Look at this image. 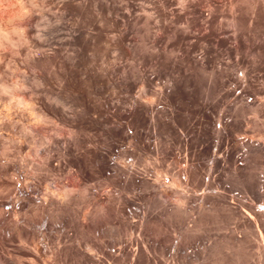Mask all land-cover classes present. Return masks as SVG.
<instances>
[{
	"label": "bare ground",
	"instance_id": "1",
	"mask_svg": "<svg viewBox=\"0 0 264 264\" xmlns=\"http://www.w3.org/2000/svg\"><path fill=\"white\" fill-rule=\"evenodd\" d=\"M66 1L65 0L62 1L65 3V5L63 6L64 9H70V10L73 9L74 10V8L75 9L79 8L78 7L79 5L78 6L75 5L76 2L80 3V5H81L80 7H83V5L85 6L84 3L81 4L85 0L84 1L82 0V2H80L81 0L80 1L76 0V2L74 0H68V2H66ZM91 1H93V0H91ZM94 1H96V0H94ZM100 1H102V2H100ZM100 1H98V3H101V4L103 3L102 4L103 7H101L100 12L98 11L100 8L98 9L96 7L98 10L96 8H94V10L99 12V14L97 13L98 15H100L102 13L101 12L102 10H106V11L108 10L109 11L110 7L112 8V6L110 5L112 2L114 4L113 7H115L117 4L116 3L117 0H116V2L114 0H100ZM124 1L126 2L127 0H124ZM177 1L178 0H176V3H177ZM192 1L190 0V2H189V0H188V1H186L187 3H184V4H182L180 6H176V7L174 6L175 0H151V1L149 0V2H148L149 4L148 5L142 4V7L140 6V4L138 5L140 7H137L134 4L135 2H132L137 7V9L140 10V8H141V10L139 12L140 14L136 13L137 15L134 14L135 15L134 18H133V16L131 17V18H133L132 21L135 23L134 27L137 26L136 24L141 25V27H139V25L137 27L140 28V30H142L145 33V35L141 34V35H143L142 38H145V39H143V41H141L142 45H140L138 42H137V45H140L141 47H143V45L145 43H146L145 46H147L148 43L150 44V42H151V45L153 44L152 46H154V43L156 41L158 42V39H159V37H158L159 34H157V31H159L160 29H163V28L164 29L166 28V30L169 28L172 29L173 32H171L170 29L167 32L168 35L173 33L172 35H170L171 36L170 42H172L173 40L175 42L176 39H174L173 37H176L179 40H181V43L184 42V40L186 41V39L189 40V39L195 38V37H197L198 40L205 38V36H200L202 34L197 35L201 31V29H199L200 31L197 30V31H199L198 33L194 30L196 32V34L194 33V35L192 34L194 31H192L190 33V30H193L191 28V26H193V25H191V24L194 23V26H195V24L196 25L198 24L199 26H201L200 28H202L203 24H201V20L203 22H204V20H207L206 18H208V15L211 12L206 14L205 9H204V13L207 16V17H205V14L201 11V9H202V6H201L200 9L199 8L197 9L198 18L194 17V16H196L195 15L196 13L193 15V13L196 12L195 9H194V12L191 13L194 18L192 16H189L188 13L185 11V9L187 6H189L188 8L189 9L191 8V11H192V8L195 7V4H196V3H194L195 0L193 1V3H192ZM197 1H199V0H197ZM201 1H200V3H202ZM125 2H123L124 5H125ZM183 2L184 1L182 0V3ZM87 3H89V0L87 1ZM93 3L95 4L97 2H93ZM98 3H97V5H98ZM129 3H130V1H129ZM200 3H197L198 7H199ZM58 4L60 5V3H58ZM126 4L128 5V1ZM59 5H57V6L59 7ZM117 5H120L121 9H122V6H123L122 4H117ZM134 5H133V7L128 5L130 7L129 9L131 10L132 8H134ZM217 5H219V4L217 3ZM47 6H46L45 2L43 3V2H41V0H0V264H81L82 263L81 260H83L82 257L85 258V256L88 254H89V256H91V254L89 252L92 250V249L90 250L87 247L86 244H88V243H84V240L87 241L89 239L88 241L90 242L91 238L92 239L95 238L96 239L95 241H97L98 240L97 238H99L98 236H100V235L102 236V234H104L108 229L112 230V231L110 230V233L113 232L112 233L113 235L110 234L113 236V240L111 239L112 242H110V245L112 243V246H114L115 249L121 250V252L123 250V252L125 253V254L120 256L119 253L117 254V252L115 251L116 256L118 255L120 257V260L122 261L121 264H125V263H123L125 258H126V264H156V263H154L155 262L154 259L157 256H159L160 258L165 257L164 251H166L169 248L167 246L168 244L166 245L165 242H163L166 239L162 241L159 238L155 239V240H154V238H150V239H153L155 243H153V244L149 243L145 239L141 238V237H143V235L144 236L146 235V237H144L146 239L149 236V235L147 236L148 232L145 231V228L147 227L145 224L144 225L146 227L143 229V227L140 226L141 224L135 225V223L133 224L132 222L128 223L126 218L122 217V214H126L132 208L134 209L135 204H137V203H138V205L140 203L142 204V202H141L142 199L143 200L147 199L146 201L152 202V205L154 203H156L157 205L154 204L153 205L154 207H156V206L159 207V205H160V207H163L161 211L156 212V213H153L154 211L150 208L153 212H151V210H150V212L152 214L150 213V215H149V213H148V219L150 221H152L150 223H152L153 225H156V227H154V228H156L154 234H159V236H160L163 232H165V230L167 231V229L169 227L168 223L170 222V220H173V222L172 221L171 222L174 224L176 222L174 220H178L180 218L182 219V217L184 218L183 219L184 222L180 219L181 221L178 220L179 223L177 222L178 225L175 223L176 228H179V224L181 225L182 223H184L183 229H182L183 232L181 230L182 234L179 232L178 229L173 227L175 225L170 226V227H171V229L175 228L177 231L174 229L173 230L176 232H179L181 234V235H179L181 237L180 242H181V240H183V243H184L183 245H185V244L187 245V247H185V249L188 248L189 242H191V243H189L191 245L194 244L193 243L194 241H191V240H196L198 238H201V237H199V236H201L200 233H203L206 230H207L206 233L208 231H210L209 229H211L212 224L214 226H216L219 231H215L216 233L214 232V234L210 233L211 244L209 245V247L203 243L204 247H205V245L207 246L205 248H209L208 254H207V251L204 253H206V256L208 255V257H207L208 261L207 262H211L210 264H264V236L259 234L260 233L259 228L262 229V231L264 233V210L262 209L263 211L254 213V217H253L249 214V212H246L242 208V205H240L234 201H230L225 194L217 193V192L215 193L213 191L204 192L206 190H204L203 193H198V192H195V190H194L196 188V186H198V184L201 183L202 180H200V179H206L210 189H216L219 186V185L217 186V183H220V182L216 183V180H217L216 173H217V170H219L217 168L220 167L223 162H219L220 156H219L218 152H217V155L219 156V158L215 157L216 150L214 151L215 155L212 158V162H210L211 163L210 167L207 165L208 168L205 170V171H207L206 176L202 175L204 178H200V176H198V172L202 173V171H203V168H201L202 163L199 164L200 165V167H199V165H197L196 163H190L189 164L188 162H186V164L187 163L189 164V166H187V168H185V166L178 167L177 165L179 163L177 162L178 164L176 163V166L178 168L176 167V169H174L175 166H172L173 169H171L172 167L170 168L171 169L170 170V172H171L170 177L169 176H167V177L162 176L163 175L162 173L165 172V171L163 172L164 167H165L164 166L165 163L163 161H156V160L148 157L147 152H142V149L144 148L143 146H145V145H144V143L141 142L142 141L141 140L142 137L140 138L141 134L138 135L139 132L137 134H135L136 131H134V130H133V132H129V130L132 131V129L129 128L128 133H130V135L132 137V138L130 137L132 139L131 141L136 143L137 146L139 144V146H138L139 148L140 147H143V148H141V152L139 151L140 149L137 152L135 151L136 153L124 152L123 158H126V162L123 164L119 163L120 161L116 162V163L111 162V163H114V166L116 165L115 166V167H117L116 170H119V171H116V172H119L118 173L119 176H117V177L118 178L120 177L119 178L120 180H122V178H123V180L121 181L122 183L119 181V179L113 178L114 176L111 174V171L108 169V168L111 169L112 167L106 168L105 166L107 164L103 165L108 160L107 159L106 161H104V163L102 162L104 160V157L106 156L105 153H104L103 157L100 155L102 157V160H100L98 157L99 154L96 151L97 149L95 150V147H93L89 143L86 142L89 147L92 146L91 149H88L90 152H92V153H90V155L91 154L93 155V156L91 155V158L93 157L92 161L90 160L91 158L89 159V161L87 159L84 160L85 157L83 155H82V158L84 157V159H83L84 161H82V159H80L81 158L80 154H78V155H80L79 156L80 158L78 157L77 153L80 152V150H79L80 148L79 149H76V148H78L77 146L81 145V143H85L84 142L85 139L82 137V135H80V133H77V132H80V130L83 128L86 129V127H88V126H85L83 128L78 126V122L84 118H83L82 114H80L79 112L76 111L75 105H77V106L78 105H83V106L85 105L88 108V104H87L88 100H86L87 98H85L86 97L84 95L85 93L83 92V90H82V88H81V86L78 83V80L76 78V76H77L76 75V68L78 67L79 62H80V64H82V62L85 58L81 59L83 56H81V51L79 49L80 47H82V46H80V43H79V45L73 44V46L75 45L74 47H79V48H77L79 50H75L74 47L72 46L73 50H75V51H71L72 48H70L71 44L74 43L73 39H76L75 37L78 34V33L76 34V32H77L76 27L77 26L73 27L74 29L76 28L75 29L76 32H75L73 30V28H72L73 31L70 29L72 24L70 25V28L67 25L71 31L69 33V31H68L69 29L67 28L66 30L70 34V38L72 39V37H73L72 40L70 39L71 43L69 41V37L66 38L69 42H67L65 40L64 32H66L65 36H67V35L69 36L67 31H65V29H62V31L64 30V32H62L60 29V27L63 26V24H65V23H63L62 19L67 18L65 16L66 15L65 11H68V10H65V11L62 10L63 8L61 6H60L61 8H59V9L57 7L58 10L53 9V8H51V9L46 8ZM52 6H54V5H52ZM55 6H56V4H55ZM55 6H54V8H56ZM120 6L119 7L116 6L115 8H120ZM85 7H87V4ZM88 7H90V6H88ZM216 7L218 8V6H216ZM115 8H114V10H112V9L111 10L115 11ZM123 8L126 9L125 6ZM188 8L186 10H188ZM81 9L85 10L84 7ZM88 9H87V13H88ZM117 10H119V9H117ZM122 10H123V14H124L123 16H125V18H127V21H128L129 20L128 18L131 15H129L128 14L129 12L127 13L124 9H122ZM130 10H128V11H130ZM238 10H239V8H238ZM110 11H109V13H110ZM119 11H121V10H119ZM124 11L127 14H125ZM131 11L134 13L136 11V9L134 11L133 10H131ZM213 11H212V14H210L209 16L214 15ZM235 11L233 12V15L231 14V18L233 19V23L236 26V25H239L240 22L242 24V21L240 18L242 16H240V17L237 16L239 14L235 13ZM81 12H82V10H81ZM239 12H242V11L240 10ZM70 13H71V11H70ZM109 13H108V15H109ZM216 14H217V12H216ZM235 14H237V15H235ZM102 16L103 15L101 14V17ZM116 16H118V14ZM123 16H120V18H122L123 20H126L123 18ZM214 16H216V15H214ZM101 17H99V18L101 19ZM87 18H88V14H87ZM87 18L85 21H87ZM244 18H242V19H244ZM103 19H107V18L103 17ZM103 19L100 20L99 24L102 22V25H104L103 23H105L107 20L103 21ZM117 19H118V17H117ZM199 19H201L199 22L201 25L199 23H195V20L199 21ZM214 19H215V17H214ZM208 20H209V18H208ZM215 20H214V23L216 22ZM89 21H90V19H89ZM132 21H131V23H132ZM207 21L204 22L205 25H206ZM59 22H61L60 23L61 25L59 24ZM64 22H66V21H64ZM69 22H68V24H69ZM123 23L124 22H122V24ZM177 23H184L185 28L189 27L191 29L188 32L184 28H182V30L184 29L185 32H184V30H183V32H179L177 29H175L176 27L179 29V26H177L178 25ZM245 23H246V21H245ZM89 24H90V22H89ZM213 24H211L212 28L214 26ZM216 24H217V22H216ZM112 25L114 26V24H112ZM132 25H133V23H132ZM198 25H197V27L199 28ZM207 25L210 26L209 23ZM67 26H65V27H67ZM129 26L133 28V26H131V25H129ZM216 27L219 28V25H216L214 27L215 30L217 29ZM82 28L80 26V28H78L79 31ZM127 28H128V26H127ZM83 29H85V31H86V28H83ZM214 29H212L211 31H212V33L214 32L217 35V37H215L216 36L215 34L212 35L213 38L215 37V40L212 39V37L210 36L211 33L208 32L209 35H208V33H207V35L210 36V38H211L210 40L213 41V44L215 45V47L216 46L219 47L220 44L225 43V39L222 38L223 34H221V32L223 31L222 30L223 27H222V29L220 27L221 30L219 29V31H221L220 35H222V37H220V35L218 36V33H219V31L217 33L218 29L216 30V32L214 31ZM58 30H60L61 32L57 33ZM119 30H121L122 31L121 34L124 35L123 31H125L126 28L124 30H122V29H119ZM129 30L130 29H127L126 34L128 33ZM137 30H139V29H137ZM85 31H83V32H85ZM88 31H91V30H88ZM142 31H140L138 33V36ZM91 32H93V31H91ZM94 32H95V30H94ZM98 32L99 31H97V35H98ZM111 32H112V30H111ZM160 32H161V30H160ZM61 33L63 36L62 35H59V36L63 37L64 42L61 40L62 38H60V40L57 41L55 39L56 36L53 37L54 34L56 35V34H61ZM79 33H81V31ZM86 33H87V35L90 34L88 32H85V34ZM200 33H202V32H200ZM105 34H106V32H105ZM190 34H192V35H190ZM83 35H81V36H83ZM113 35H116V34H113ZM119 35H118V37H119ZM168 35L166 37H168ZM203 35H204V33H203ZM91 36H95V33L93 35L91 34ZM226 36H227V34H226ZM234 36L235 35H233V34H232V36L230 35V38H231L230 40H232V38ZM160 37H161V35H160ZM227 37L229 38V35ZM52 38H54L57 42L61 41L60 45H58V44H56V41L54 40L55 41L54 43L56 45H58V47H60L62 43H65L66 46H64L62 44L64 47L61 46L59 49L55 44L52 43L53 42ZM99 38L102 39L101 36ZM119 38H122V37H119ZM128 38H129V36H128ZM170 38L168 37L167 42H169ZM208 38L209 37H207L206 40ZM235 38H238V37L236 36L233 39H235ZM51 39H52V42H50ZM88 39H89V36H88ZM92 39H93V37H91V41H96V39H93V40ZM101 39H99V40H101ZM139 39H140V36H139ZM114 40H113V42H114ZM148 40L150 42H148ZM116 41L119 42L118 40H116ZM196 41L197 40H195V41L193 40L191 42L189 41L190 42V43L188 42L189 45L185 44L183 46L184 47L190 46V50H191L192 48L197 47ZM204 41H203V43H204ZM229 41H228V44L232 43V42L234 43V41H230V42ZM49 42L51 43V45L53 44L54 46L51 48H47V46L50 45ZM78 42H80V41H78ZM84 42H85V39H84ZM96 42H95V44H96ZM117 42L114 43L116 45L114 48V51L117 50V53H118V50H120L121 46H120V44H116ZM139 42H140V40H139ZM143 42H145V43L143 44ZM167 42H166V44H167ZM186 42H184V43H186ZM75 43H77V42L75 41ZM81 43L83 44V42H81ZM88 43H89V40H88ZM90 43L92 44V46L93 45L95 46V44H93V42H90ZM125 43L126 42H124V44ZM133 43L134 42H131L130 45ZM67 44L70 45V46L68 45L70 49H67L68 48ZM127 44H129V41ZM207 44H209V43H207ZM87 45L89 46V44H87ZM130 45H126V46L129 47ZM137 45L135 44L134 46L136 48H138L137 50H139L140 46L137 47ZM201 45H202V42H201ZM210 45H211V43H210ZM210 45H208L210 48V49H208L209 51L211 50V47H213V46L210 47ZM132 46L133 45H131V49L133 48ZM150 46L148 45L146 48H148ZM162 46L160 48L164 49L165 53L167 51L171 53V50L174 49L175 43L172 44V46H173V48L171 47L172 49H170V48L165 49V48H162ZM221 46L222 45H220V47ZM237 46L239 49V45H237ZM155 47H156V44H155ZM176 47H178V46H176ZM198 47H200V46H198ZM204 47L205 46L203 44L202 48H204ZM215 47H213V48H215ZM220 47H219V49H220ZM230 47H231V44H230ZM234 47H235V45H234ZM234 47H232V48L236 49ZM61 48H64L65 50H63ZM85 48H87V47H85ZM89 48H90V46H89ZM156 48H158V46ZM153 49H154L153 47L149 48V50L153 51V56H154V61H155V59L157 58L156 57L157 49L156 50L154 49L155 52ZM161 49H159L160 50L159 52L162 51ZM180 49H182V48L180 47ZM216 49H218V48H216ZM216 49H214V50H216ZM221 49H223V48H221ZM238 49L236 51H238ZM66 50H70L71 53H70V51L68 52ZM142 50H144V49L142 48ZM142 50H140L141 52L135 51V53L140 52L141 55H143L144 53L146 54V52L148 51V49H147V51L145 49L146 52L143 51L144 52L143 53ZM174 50H177V49L175 48ZM198 50L195 49L194 52L195 51L199 52ZM203 50H205V48ZM111 51H113V50H111ZM123 51L124 50H121L119 52H122L121 54H124L125 52H123ZM202 51H201V55H200V52L198 53V55H195V54L191 55L190 51L188 49H186V52L183 51L184 53L182 52L181 55H180V53H178L179 55L177 54V57L174 56L172 58V55H170L171 57L167 56L168 57V63L166 60V64H168L171 69L168 68V65H166V64H163V65H165V67L167 66L166 68H168L170 70L171 75H174V76H170L171 78L169 77L168 80H173L172 85H174V86H177V85L179 86L181 84V83H179L181 81L178 80V79H180L179 78L180 76L177 79V75L175 77V74L173 73V72H175V71H173V69H176V68H173L175 66H173V67L171 66L174 63V61H177L176 63L181 64V66H183L185 64V66H188V68H191L192 67L191 65H194L193 67H195L196 70L198 69V72L196 71L195 73H201V72L203 73L204 72L202 75H204L205 80L203 79V80H201V82L206 81L208 76H209V78L207 79V81L208 82L210 81L209 83H206L207 87L205 86V83H203L204 85L202 87L203 88L205 87V89H204L205 93L203 94V90H202L201 93L198 92V95L203 94V95H205L206 98L212 99V101H214L213 95H215L216 93H218L220 95L224 94L223 97L224 96L229 97L230 95H228V94L230 92H231L230 94H232L233 92H236V90H237L236 88H238V86L240 87V85H241L240 83L241 82L244 83V81H242V80L239 81V79H240L239 77H238L239 79L238 78H235V79L236 80L238 79L236 82L239 81L240 83L233 82L235 80L234 76H232L233 81H229V79L231 80V78H229V77L233 74L232 72L234 71L230 67L231 66L232 67L239 66V64L233 66L232 62H229L231 64V66H230V64H227L226 60H225L226 61L225 63H224V61L220 62L223 58V57L222 58L220 57V58H218V59H221V60H219V62H220V69H219V65L217 64L218 60H216V56H217V53H219V50H216V52L217 51L218 52L217 53L214 52L212 54V56H214V54L216 53L214 56L215 59H212V60L217 62L215 64H217L218 67H217V71L215 70L216 67L213 70L214 64L212 65V69L210 66L212 63L211 58H213V57L209 58V56H211L212 51H211V53L208 52V54H206L208 57L205 56V52L203 55ZM227 51H229V50H227ZM159 52H158V54L160 55ZM168 52L166 54L169 55L170 53H168ZM229 52H231V51H229ZM154 53H155V55H154ZM162 53H163V51H162ZM165 53H163V54H165ZM82 54H84L83 50H82ZM85 54H84V56H85ZM118 54H120V53H118ZM145 54H144V56H145ZM149 54L150 53L146 54V57ZM150 55H152V53ZM150 55H149V58H151ZM144 56H142V57H144ZM158 57L160 58V56H158ZM167 57L165 56L163 58V60H164L163 62H165V59H167ZM208 58L211 60L210 61L211 63L208 62L209 61ZM223 60H224V58H223ZM146 61H148V60H146ZM150 61H152V60H150ZM159 61H160L159 65H161L160 63L162 62V58H160ZM169 61L171 64H169ZM141 63H143V62H141ZM176 63H175V65H176ZM208 63H210V65ZM137 64L135 65V67L137 66L136 68L138 70L139 65H137ZM187 64H190V65H187ZM189 66H191V67H189ZM119 67H120V65H119ZM135 67L133 68L134 69L133 72L135 75L137 74V76L141 80L140 85H143L145 87L144 89L146 91L147 88H150L152 86V83L150 86L148 84V80L146 79L148 77L144 76L146 74L145 73L146 70H144L145 74H142V72L140 73L141 68L137 71L135 69ZM156 67H157L156 71L157 70L160 71L161 70L160 67L164 68L163 66H160V67L156 66ZM158 67L160 69H158ZM177 67L179 69V66H177ZM28 68H34L36 71L35 72L32 71L33 73H30L27 70ZM228 68H230L232 71H229L230 69H228ZM116 69H118V67ZM144 69H145V67H144ZM225 69H228V71H226V72L232 73V74L230 73L231 75L228 73H226V74L229 75L228 81L232 82V84L234 83L233 85L235 86L234 87L236 89V90L234 89L235 91L233 90V85L227 86L226 85L227 81L225 82V80L224 81L221 80V79H224L226 77H222L221 75H219V76H221V79H220L218 74L215 75L216 73H219V74L221 73L223 75V71L225 73ZM238 69H239V67L237 68V70ZM124 70L126 71V68L125 69L123 68L122 71L120 69L121 73ZM164 70H166V69H164ZM186 70H187V68H186ZM191 70L192 69H190V71ZM193 70H194V68H193ZM113 71H114V69H113ZM125 71L123 72V73H125V76L122 73L123 74L122 77L123 76L126 77V75L128 74V72L126 71L127 72V74H126ZM135 71H136V73H135ZM162 71H163V69H162ZM166 71H168V70H166ZM176 71H178V70H176ZM133 72L131 70V73H133ZM236 72H238V71H236ZM90 73H92V72H90ZM170 73H169V75H170ZM185 73H186V71H185ZM134 74L130 75V78L128 77L129 76V74H128L126 78L123 77V80L124 79L127 80V78L131 79V77L135 76ZM152 74H155V70H154V73H152ZM160 74H161V72H160ZM234 74H235V76H237L235 71H234ZM55 75H58L62 79V81L64 82L63 83L64 88L70 94L67 93V91H65V92L61 91V89L57 90L56 87L52 86L54 84V76ZM149 75H151V74H149ZM155 75H157V72ZM167 75H168V73H167ZM206 75H208V76L206 77ZM137 76H135V77H137ZM146 76H147V74H146ZM193 76L191 78H193ZM215 76H218L219 78L215 77ZM135 77H133L134 79L132 78L133 80H130V82L131 81L135 82ZM173 77H175V78H173ZM247 78L250 79L251 77L250 78L247 77ZM196 79L197 78H195L194 81H196ZM217 79H220V81H218ZM251 79L249 81H252V83H253V79L252 80ZM137 81H139V80H137ZM221 81H223V82H221ZM249 81L247 82V85L252 84ZM127 82H128V80H127ZM169 82H171V81H169ZM197 82H198V84H200L199 81H197ZM214 82H216V83L221 82L223 87L227 86L228 88L226 87L227 89H224L222 87V85H221V87H219L218 85H215L216 83H214ZM224 82L226 83L225 86H224ZM125 83L126 82H124V84ZM136 83L137 82H135V84ZM177 83H179V84H177ZM235 83L237 84V86L235 85ZM127 84L125 85L126 87H127ZM147 84H148V86H147ZM229 84H231V83H229ZM83 85H82V87H83ZM86 85L87 84L85 83V86ZM138 85H139V83H138ZM170 85H171V83H170ZM181 85H183V84H181ZM215 86H217L220 89L222 88L221 92L223 90H228L229 87L232 89H230L231 91L229 90L230 91L229 93H228V91H225L226 94L228 93L226 96L225 93H223V92L219 93L220 91H218V90H220V89L216 88ZM241 86H244V85L242 84ZM140 87H142V86H140ZM166 87H168V86H166ZM202 87L200 86L201 89H203ZM251 87L249 86L247 88V86H246L247 90H249V88H251ZM171 88L176 90L177 87L172 86ZM171 88H169V89H171ZM240 88H242V87H240ZM243 88H244V90L246 89L245 87H243ZM130 89H131V87H130ZM216 89H217V91H216ZM151 90H149V91L147 90V91L150 92ZM247 90H246V93H247ZM260 90H259V92L263 94L264 89L262 92ZM88 91H90V90H88ZM147 91L146 92L143 91V92L147 94L148 93ZM182 91H181V93H182ZM186 91H188V89ZM189 91H190V95H192L191 93H194V91H192V92H191V90H189ZM250 91H251V89H250ZM162 93L161 92L156 93L154 95V97H157L161 100V99H163V95H164V94L162 95ZM184 93H186V92H184ZM244 93H245V91L243 92V94ZM246 93L244 96L241 93V95L243 97L240 95V97H242L243 101H245V102H246L245 98L248 97V96H246ZM148 94L150 96V93H148ZM151 94H152V92H151ZM234 94L237 95V93H234ZM239 94H240V92H239ZM144 95H143V97L141 95V96H137L136 98H139V99L144 98ZM196 95H197V93H196ZM203 95H199V96H201V99L204 102L205 98L202 97ZM149 96H146V102H144V103H143V100L140 99V100H142V104H141V102L139 103L138 101H137L138 103L130 104L131 102L129 100L132 101V99H129L128 100L129 103L127 102L128 104H127V106H124V109H125V107L129 108L128 105L130 104L131 106H130L129 110L126 111L127 112L126 116L130 119H135L136 121L138 119L140 120V118H142L143 116H146V115L148 116L150 113L151 115L148 118L152 119V121H151V119H149V120L152 122L151 123V125H153L152 128H154L157 126V123H158L157 121H160V120L155 121V119L159 118L157 116V114H158L157 112H156L157 113L156 116L158 118H156V116L154 114V110L152 109L153 107H154V109L156 107L155 106L156 104H154L155 99L153 98L152 95H151V97H149ZM249 96H252V95H249ZM217 97H218V99H220L222 96L217 95L216 98ZM232 97H233V94H232ZM237 97H235V98L238 99ZM240 97H239V99H240ZM133 98L135 99V97H133ZM254 100L258 101L259 99L256 100L254 98ZM202 101H201V103H203ZM218 101H220V100H218ZM243 101L241 102V99H240V102H241L240 105H238L237 107H235L236 109H234L235 112L232 115L235 118V119L232 118L236 124L234 127H235V129H237V131L239 133V131L242 132V130H245L244 127L247 126V124H248V126L246 127L247 129H249L250 128L249 125H251V128L252 127L255 128V129L253 128L254 131L253 132L251 130H250L251 132H249L248 130L247 131L249 133L255 132L259 138L250 140L247 138L248 136H246V138H244L245 136L243 138L240 137L241 139L236 136L238 138L237 141L235 140L236 138L233 139L234 138L233 137L232 139L235 140V142L234 141L232 142L231 138L230 139H228V138L225 139V138L229 134L227 130H229V131L231 130L230 132H233V130H234V127H233V129L227 128V125L231 123L232 125L231 124L230 125L233 126L234 122L229 121L230 123L228 122V124L226 125V128L224 125V128L227 129L226 131L228 134L225 137L224 135L226 133H224L223 138L225 140H230L232 143L236 144L240 149H242L241 153H243L242 151H244L243 156L246 154V156H244L245 157L244 160L237 159L238 156L236 157V159H233V157H230V159L234 160L235 163H234V165L232 164L233 166H231V170L228 169V170H230L228 172L229 173L228 176H227L228 173L225 171L227 173V174H225L227 176V178H225V179H227V182L229 183L230 187L233 186L231 188H235V187L239 188V190H241V193L245 194L247 196L246 198H249V199L254 200L256 202H263L264 203V100L260 101V103L258 102V104H254L256 102H251L250 100H249V103L248 102L245 103ZM135 102H136V99H135ZM207 102H208V104L211 103V101L209 102L208 100L207 101L205 100L204 103L206 106H207ZM217 102H216V104H217ZM236 102H237V100L235 101V104H236ZM152 103L154 104V106H152ZM201 103H200V107L205 108L206 106H204L203 104H202L203 105L202 106ZM216 104H214V103L212 104V105H214V108H216ZM237 104H239V103H237ZM119 106H121V105H119ZM208 106H210V105H208ZM89 107H90V105H89ZM210 107H209V109H210ZM219 107H221V106H219ZM90 109H92V107H90ZM120 109H121V107H120ZM122 109H123V106H122ZM213 109H211V110H213ZM115 110H117V108H115ZM126 110H127V108H126ZM207 110L208 109H206V115L209 113L218 114L219 112H221L218 109H216L218 112L217 111L211 112V110H208V112L209 111L210 112L207 113ZM81 111H82V109H81ZM83 111H85V110H83ZM122 111H124V110H122ZM199 111H201V109ZM87 112H89V110L86 109V113ZM204 112H205V110H204ZM248 113L249 114L252 113V115L250 114L251 116H249ZM115 114H117V113H115ZM117 116H119V115H117ZM147 116L145 118H147ZM221 116L223 119L222 122H225L224 118H223V112H222ZM221 116L219 115V118ZM119 117L121 119H123V117H121V116H119ZM226 118H228V117H225V119ZM230 119L231 118H229L228 120H230ZM50 121H53V122L58 121L60 123H63V124L65 123V124L70 125V127L75 128L76 130H73V132L71 131L72 132V136H71L72 139L69 140L68 142L64 143L62 140L63 138L61 139L62 140L61 141L57 137L48 136L47 134H45L43 132V128H42L43 126L42 125H44L45 123L49 124ZM53 122H51V123H53ZM147 122H148V120H147ZM132 123L133 124H130V125H132V127H134L133 125L135 122L133 121ZM144 123H146V122H144ZM144 123L142 122V124H144ZM226 123L227 122H225V124ZM136 124H139V123H136ZM136 124H135V126H136ZM140 124H139V126H140ZM148 126H150V124ZM146 127L147 126H145V128ZM150 127H148V128H150ZM88 128H90V126ZM148 128H147V130H148ZM140 129L143 131L144 130L147 131L146 129H143V127ZM220 129H221V127H220ZM225 129L224 130L222 129V130L225 131ZM111 130H113V129H111ZM116 130H117V128H116ZM135 130H137V129H135ZM222 130H221V132H222ZM138 131H139V128H138ZM247 131H245V132H247ZM114 132H115V130H114ZM141 132L142 131H140V133ZM150 132H148V134H150ZM152 132H151L150 136L147 135L148 137H150V139L145 138L148 141L150 140V142L146 141V145L149 143L151 144V142H152L151 139L154 138L151 136L152 135L154 136V134H156V133L152 134ZM156 135L158 137V134H156ZM220 135H221V133H220ZM143 136H146V135L144 134ZM219 137H221V139H222V136H219ZM221 139H219L220 141L218 140L219 143L221 142ZM155 140H158V139H155ZM223 140L221 143H223ZM225 140H224V142H225ZM86 141H88V140H86ZM139 142L142 143L143 145L141 144L142 146H140ZM143 142H144V140H143ZM221 143H220V146L221 147L223 146L222 149L223 148L224 149L229 148L228 147L229 145H227L229 143H227V141H226L227 144H225V145H224V143L221 145ZM84 145H86V144H84ZM230 145H232V144L230 143ZM88 146L85 147L87 152H89L87 150ZM224 146H226V147H224ZM162 147L163 146H161L160 148H162ZM54 148H57V149L59 148V151H60L59 153H61V155L63 157V159L61 158L62 159L61 161L58 159L57 161H59V162H57V163H56V161H54L53 154H51V151ZM160 148L156 149V150H160ZM166 148H168V147H166ZM166 148L164 147L161 150H163V149L165 150ZM93 149L95 150V152H97L98 156L94 152ZM145 149H146V147H145ZM147 149H149V148H147ZM230 149H229V151H230ZM232 149H233V147H232ZM76 150H78L79 152H77L75 154L74 152H76ZM127 150H129V149H127ZM168 150H169V148H168ZM218 150L219 149H217V151ZM227 150H225V151H227ZM24 151L32 152L38 159L37 158L36 159L29 158V157L23 155ZM209 151H211V149L210 150L208 149V152ZM103 152H105V151H103ZM154 152H156V151H154ZM162 152H161V155L163 154ZM211 152H213V151H211ZM99 153L103 155V153H101V151ZM144 153H146V154H144ZM166 153H164L165 158H166V155L168 157L169 151ZM237 153H238V151H237ZM239 153H240V150H239ZM170 154H171V152H170ZM209 155H211V154H209ZM170 156L173 159V160L171 159L172 162L178 161L181 158H183V156L176 154V153L172 154ZM221 158H222V156H221ZM134 159L136 161L134 162V164L131 165L129 163V160H134ZM161 159H162V156H161ZM191 159H192V157H191ZM225 159H227V158H223V159H221V161L222 160L225 161ZM187 160H188V158H187ZM187 160L185 158V161H187ZM195 160L196 159H194V160L192 159L193 162H195ZM86 161H88L87 163L89 165L86 164ZM112 161H114V160H112ZM101 162L103 163L102 165H101ZM179 162H181V161H179ZM189 162H191V160H189ZM218 162L221 163V165L219 164L220 166L217 164ZM108 163H110L109 160H108ZM65 166H70L72 168V170H70V173L68 170L67 171H68L69 175L70 174L73 175V177L76 181L73 180V182L74 181L75 182L74 183L72 182V184H69L67 182H64L65 180L63 179L64 181L61 182L60 185H58L59 186L58 189L56 188L57 190L56 189L53 190V188H52L53 186H52L51 181L55 180V178L54 179L52 178V174L54 173L53 174V176H54L56 174H60L64 171H66ZM103 166H104V170L106 168V170H109V172H110V173L108 172L109 173L108 177H111L110 176V174H111L112 178H113L112 180L116 179L117 181H119L118 183L116 182V180H115V182H113V181H111V179H107L108 177L105 176L106 175L105 173H107V171L105 170L106 171L105 172L103 170ZM135 167H138L140 170H137V168H135ZM89 168L92 169L90 172H92L93 174H91L89 172ZM199 168H201L202 170L199 171L200 170ZM44 170L49 172L47 174V176H46V174L44 175V174L40 173L41 171L43 172ZM47 172H45V173H47ZM116 172H114V174ZM219 172H220V170L217 173L218 174L217 177H219L218 180L220 181L222 179V177L224 178V176L222 175L223 174L222 173L221 174L222 177H220ZM120 173H122V177H121ZM201 173L199 175H201ZM50 174H51V178L49 177ZM62 174H64V173H62ZM118 174H116V175H118ZM57 176H59L58 177V181H59V178H62L63 175L61 177H60V175H57ZM198 177H199V179H198ZM43 180L46 182L49 180V183L48 184L46 183L45 184L46 186H43V184H42L44 182ZM108 180H110V181H108ZM91 181H94V182H96V181L107 182L108 181L116 189L119 188V186H117V185L126 184V186L123 185L124 188L127 186H131L130 188L131 189L134 188L135 190L138 188H140V189L143 188L145 190V193L144 192H143L144 194L142 193L143 196L142 195H129V194L125 195L124 194L125 192H123V194L118 193L119 191H117L118 190L117 189L116 190L117 193L114 195V199L117 200V202H115V204H114L113 199L110 198L112 200V202L110 203V199L108 197H104L98 190H96L95 187L92 185L93 182H91ZM224 181H226V180H224ZM224 181H222L221 184L224 185L225 184ZM89 182H91L92 186L88 185V184H90ZM221 184H220V186H221ZM226 185H224V187ZM234 185H235V187H234ZM54 186H56V185H54ZM215 186H216V188H215ZM134 189H132L133 192L135 191ZM78 190L80 191L79 194H77ZM231 190H233V189H231ZM76 191H77V193H76ZM169 196L171 198H172V196H174V198H175L174 202L168 201V199L166 197H169ZM171 198H169V200ZM158 202H159V204H158ZM146 204H147V202L144 205H146ZM147 206H146L147 207L146 209L149 208V204H147ZM135 207H136V205H135ZM138 207L139 206H137V208ZM142 210H143V208H142ZM158 210H160V209H158ZM142 212H144V211H142ZM117 214H119V216H117ZM17 215H19V216H17ZM145 217H147V215ZM143 221H145V218ZM236 221H238V223ZM71 222H75L76 229H75V232L73 234L68 236L69 238L66 241V237L62 236L60 232L63 229L62 228L63 226H65L66 224L71 223ZM171 222L169 223V225H171ZM145 223H147V222H145ZM234 223H235V225L237 223V226L239 224V226L243 229V231H242V229H239V230H241V232L236 231V228H234ZM106 226H108L109 228L107 227V230H105V232H104V228H106ZM240 227H238V228H240ZM147 230H148V228H147ZM169 231L171 232V230H169ZM198 231H199V233H197ZM200 231H202V232H200ZM46 232L49 233L48 236L45 234ZM107 235H109V234H107ZM132 235L133 236L134 235L140 236L141 239L135 240L134 239V238H136V236H135L133 238L134 241L129 242V244L133 243V246L130 248V246H131V244H130L129 248H127V247H125V245H127V244L124 245L123 241L125 239L127 240L130 237L132 238ZM207 235H209V234H207ZM207 235L205 236V238H207ZM104 236H106V235H104ZM162 236H165V235L163 234V235H161V237ZM194 236H198V237H196V239H195ZM138 239H139V237H138ZM170 239H171V237H170ZM68 241H71V243L70 242L68 243ZM109 241H110V238H109ZM109 241L107 240V246L109 244L108 243ZM168 241H169V238L167 239L166 243ZM172 241H174V240H172ZM101 243H103V241ZM104 244H106V243L104 242ZM104 244H101L100 246L102 248H104L106 246ZM171 244H169V245H171ZM173 244H172V246H173ZM181 244H179V245H181ZM102 245H104V247ZM175 245L176 244H174V246ZM194 245H193V247H194ZM94 246H95V250L98 248H101V247H97L96 245H94ZM105 248H107V247H105ZM114 248H112V249L114 250ZM199 248H201V247H199ZM149 249H151L153 252L156 251L155 254L158 253L156 255V257H154L155 255H150L151 253H149ZM179 249L180 248H178V250ZM107 250H109V249L107 248ZM176 250H177V247H176ZM183 250H184V248H183ZM202 250L199 252H202ZM97 251L99 252V250H97ZM104 252H105V249H104ZM111 252H112V250L109 253L113 254ZM199 252H196V253H199ZM96 253H93V254L95 255ZM99 253H101V251ZM99 253H98V255H99ZM107 253H105V255ZM176 253H174L172 250L170 251V255H173ZM190 253H193V252L191 251ZM93 254H92V256H93ZM135 254H138L139 257H135ZM187 254L188 253L186 252V255ZM199 254L201 256H205L203 254V252H202V254L201 253H199ZM167 255L168 254H166V257H167ZM184 255L185 254H183V257H184ZM174 256H173V258H174ZM180 256L178 257L179 259L182 258ZM190 256L191 255L188 254V257L187 258L185 257L186 260L185 259H184L185 261L182 260V263L181 262L178 263V262H176L177 261L176 260L174 262L171 261V263H169V264H186V263L188 264L189 260L192 259L194 254L192 255V257H190ZM195 256H196V254H195ZM206 256H205V258H206ZM80 257H81V260H80ZM114 257H113V259H114ZM159 257H157V258H159ZM196 257H198V256H196ZM105 258L106 257H104V259ZM167 258H163V260L161 259L163 261V263H164V259L166 261L168 260ZM170 258H172V257H170ZM176 258H177V254H176ZM117 259L118 258H116V260ZM197 259H199V258H197ZM203 259H204V257H203ZM107 260H108V258H107ZM109 260H108V262H109ZM120 260H117V261H120ZM170 260H172V259H170ZM200 260H201V258H200ZM85 261H87V260H85ZM89 261H88V263H89ZM157 261L158 260H156V262ZM192 261H190V262H192ZM111 262L112 261L110 260V262L108 264H113L114 261L112 263ZM161 262L159 261L158 264H163ZM184 262H186V263H184ZM84 263H86V262H83L82 264H84ZM91 263H93L92 260H91ZM99 263H101V261ZM203 263H204V261H203ZM165 264H167V263H165Z\"/></svg>",
	"mask_w": 264,
	"mask_h": 264
},
{
	"label": "rangeland",
	"instance_id": "2",
	"mask_svg": "<svg viewBox=\"0 0 264 264\" xmlns=\"http://www.w3.org/2000/svg\"><path fill=\"white\" fill-rule=\"evenodd\" d=\"M50 1V2H49ZM63 0H41V2H45V4H46V8H53V9H57V5H59L58 3H60V5H59V7H58V9L59 8H63L62 10H68V11H65L66 13V17L67 18H63L62 20H63V23H65V24H63V26H61L60 27V29H61V31H62V29H65V31H67L66 29L68 28V26H69V28H70V25L72 24V26H71V30H72V28L73 27H76L75 29L77 30V32H76V30L73 28V30L76 32V34L78 35H76V39H73V37H72V39H73V42L74 43H72L71 44V46L69 45V44H67V49H70V48H72V46H73V44H78L79 45V43H80V46H82V47H74V49L75 50H79L80 49V51H81V56H83L81 59H83V58H85L84 60H83V62H82V64H80V62H79V65H78V69L76 68V78H77V80H78V83L80 84V86H81V88H82V90H83V92L85 93L84 95L86 96L85 98H87L86 100H88V102H87V104H88V108L84 105H75L74 107H75V109H76V111L77 112H79L80 114H82L83 115V118L84 119H81V121H79L78 122V126H80L81 128H83V127H85V126H90V128H88V127H86V129H81L80 130V132H77V133H80V135H82V137L85 139H83L84 140V142L85 143H81V145H78L77 147L78 148H76V149H79L80 150V152L78 151V150H76V152H74L75 154L77 153V152H79V153H77V155L78 154H80L81 155V158L79 157L80 155H78V157L80 158V159H82V161H84V160H88L89 161V159L91 158V155H90V153H92V152H90L88 149H91L92 148V146L93 147H95V150L98 152V154H99V156H98V154H97V152H95V150H94V152L97 154V156L99 157V159L100 160H102V157L104 156V153H105V157H104V160L102 161L103 163H104V161H106L107 159L109 160V162L110 163H108V160L103 164L102 162H101V165L103 164V165H105V164H107L105 167L106 168H108V167H112L111 169L110 168H108L110 171H111V174L114 176L113 178H116V179H119L117 176H119V172H116V171H119V170H116L117 169V167H115L114 166V163H116V162H119V163H125L126 162V158H123V154H124V152H128V153H131V152H133V153H136L139 149V151L141 152V148H143L142 149V152H147V156L148 157H150V158H152V159H154V160H156V161H163L164 163H165V167H164V170H163V172L164 173H162L163 175L162 176H171V172H170V170L171 169H173V167L172 166H175V168L174 169H176V167L178 166V167H183V166H185V168H187V166H189V164L190 163H196L197 165H199L200 163H202L201 164V168H203V171H202V173L201 172H198V176H200V178H204L203 176H206V172L207 171H205L207 168H208V166L210 167V165H211V163L210 162H212V158H213V156L215 155V157H217V158H219V156H220V160H219V162H223L222 163V165H221V163H217L220 167H218L217 169H219L220 170V172H219V176L220 177H222V175L224 176V178L222 177V179L219 181L218 179H219V177H217L218 176V171L219 170H217V173H216V178H217V180H216V183L217 182H220V183H217V186L219 185L220 186V184L222 183V181H224V180H226V181H224L225 182V184L224 185H226L225 187H224V185L223 184H221V186L219 187H217L216 188V186H215V188L216 189H210L209 188V186H208V183H207V180L206 179H200V180H202L201 181V183H197L198 184V186H196V188L194 189L195 190V192H198V193H203V191L204 190H206V191H204V192H210V191H213V192H217V193H222V194H225L227 197H228V199L230 200V201H234V202H236V203H238V204H240V205H242V208L246 211V212H249V214L251 215V216H253L254 217V213H256V212H261V211H263L264 210V203L263 202H256V201H254V200H251V199H249V198H246L247 196L245 195V194H242L241 193V190H239V188H236L235 187V185H234V187L235 188H231V187H233V186H229V183L227 182V179H225V178H227V176L229 175V171L231 170V166H233L234 165V160H231L230 159V157H233V159H236V157H237V159H239V160H244L245 159V157L244 156H246V154L243 156V154H244V151H242L243 153H241V150L242 149H240L236 144H234V143H232L233 141L235 142V140L237 141V139L238 138H243L244 136V138H246V136H248L247 138L248 139H258L259 137L256 135V133L254 132V133H249V132H253L254 130H253V128L254 127H252L251 128V125H249V127L251 128H249V129H247L246 127L248 126V124H247V126H245L244 127V129L245 130H242V132L241 131H239V133H238V131H237V129H235V122L233 121V119L232 118H234L232 115H233V113L235 112L234 111V109H236L235 107H237L238 105H240V103L243 101V96L245 95V93H246V90H247V88L250 86H252L251 88H249V90H247V93H246V96H248V97H244L245 99H246V102L245 101H243V102H245V103H249V100L251 101V102H256V103H254V104H258V102L260 103V101H263L264 100V91H263V89H264V0H199V1H197V0H193L194 1V3H196L195 4V7H193L192 8V11H191V8L189 9L188 7L189 6H187L186 7V9L188 8V10H186L185 9V11L188 13V15L189 16H192L193 17V15L195 14L196 16H194V17H197L198 18V13H197V9L199 8L200 9V7L202 6V9H201V11L204 13V9H205V12H206V14H208V13H210V14H212V11H213V14L214 15H216V16H214V15H211V16H209L208 15V18H209V20H208V18H206L207 20H204V22L205 21H207L206 22V25L204 24V22L201 20V19H199V21L197 20H195V23H199L200 22V20H201V24H203L202 25V28H200L201 26H199L198 24V26H199V28L197 27V25L195 24V26H194V23L193 24H191V25H193V26H191V28L193 29V30H190L191 28H185L184 26V23H177L176 25L177 26H179V29L176 27L175 29H177L179 32H183V30L185 29L186 31H188L189 32V30H190V33L192 32V31H196L197 33L200 31L199 29H201V31L200 32H202V33H200L199 32V34H197V35H200V34H202V35H200V36H205V38H202V39H200V40H198L197 39V37H195V38H191V39H189V40H187L186 39V41L184 40V42H186V43H184V42H182L181 43V40H179L178 38H176V37H173L174 39H176L175 40V42H174V40L172 41V42H170L171 41V36L170 35H172L173 33H171V32H173L172 31V29L171 28H169L170 29V33L171 34H169L168 35V30L169 29H167L166 30V28L163 30V29H160L161 30V32H160V30L159 31H157V34H159L158 35V37H159V39H158V42L156 41L155 43H154V46H152L151 45V42L148 40V42H150V44L148 43V45L150 46V47H148V48H146L147 46H145L146 45V43L145 42H143V47H141L140 45H142V42L141 41H143V39H145V38H142L143 37V35H145V33L142 31V30H140V28H138L137 26L139 25V24H136L137 26V28L136 27H134V25H135V23L132 21L133 20V18L135 17V15L134 14H140L139 12H140V10H141V8H140V10L139 9H137V7H142V4L143 5H148L149 3V0H127L128 1V5L129 6H132L133 7V5H134V8H132L131 10H135L136 9V11L133 13L129 8V6L126 4L127 3V1L125 2L124 0H117V2H116V0H114L117 4H122L123 6H122V9H124L129 15H131V16H129V20L127 21V18H125V16H123L124 14H123V10L121 9V6L120 5H117L116 3V6L117 7H119L120 6V8H115V7H113V2L110 4L111 6H112V8L110 7V10L112 9V10H114V8H115V11H110V13H109V11L107 10H102L101 12V14L103 15L102 17H101V14L100 15H98L99 14V12H100V10H101V7H103L102 6V4L101 3H98V1H100V0H96V1H91V0H89V3H87V1L85 0H83L84 2H82V0L80 1V0H77V1H80V2H82L81 4H85V6H86V4H87V7H85L84 5H83V7H84V9L86 10H83V9H81V8H83V7H80L81 5H80V3H78V2H76V0H74L75 2H76V6H78L79 8H74V10L73 9H64V5H65V3L64 2H62ZM66 1V0H65ZM93 3V2H97L98 3V5H97V3H91V2ZM129 1H130V3H129ZM144 1V2H143ZM151 1V0H150ZM184 2L182 3V0H178L177 1V3H176V0H175V4H174V6L176 7V6H180V5H182V4H184V3H187L186 1H188V0H183ZM192 1V0H191ZM193 1H192V3H193ZM200 1L202 2V3H200ZM66 2H68V0L66 1ZM74 2V3H75ZM100 2H102V1H100ZM122 2V3H121ZM123 2H125V5L123 4ZM132 2H135L134 4L132 3ZM138 4H137V3ZM142 2V3H141ZM189 2H190V0H189ZM49 3V4H48ZM64 3V4H63ZM197 3H200L199 4V7H198V4ZM217 3L220 5H217ZM55 4H56V6H55ZM101 6H100V5ZM133 4V5H132ZM140 4V6H138ZM51 5V6H50ZM52 5H54L56 8H54V6H52ZM97 5V6H96ZM127 5V6H126ZM197 5V6H196ZM218 6V8L216 7V6ZM61 6V7H60ZM88 6H90V7H88ZM99 6V7H98ZM105 6V5H104ZM126 7V9L125 8H123V7ZM99 9H97V8ZM128 7V8H127ZM136 7V8H135ZM197 7V8H196ZM215 7V8H214ZM89 8V9H88ZM94 8H96L98 11H96V10H94ZM238 8H239V10H238ZM57 9V10H58ZM87 9H88V13H87ZM103 9V8H102ZM117 9H119V10H121V11H119V10H117ZM130 10V11H128V10ZM194 9H195V11L196 12H194ZM81 10H82V12H81ZM139 10V11H138ZM211 10V11H210ZM236 10V11H235ZM238 10V11H237ZM242 11V12H239V11ZM70 11H71V13H70ZM119 11V12H118ZM124 11V12H125ZM235 11V13H237V14H239V15H237V14H235V15H237V16H242V17H240L241 18V21H242V24H241V22H240V26L239 25H236L235 26V24L233 23V19L231 18V14L233 15V12ZM84 12V13H83ZM94 12V13H93ZM121 12V13H120ZM125 12V14H127ZM194 12V13H193ZM215 12V13H214ZM216 12H217V14H216ZM239 12V13H238ZM76 13V14H75ZM83 13V14H82ZM98 13V14H97ZM106 15H105V14ZM108 13H109V15H108ZM120 13V14H119ZM191 13H193V15L191 14ZM87 14H88V18H87ZM118 14V16H116ZM133 14V15H132ZM136 14V15H137ZM205 14V13H204ZM206 14H205V17H207L206 16ZM82 15V16H81ZM94 15V16H93ZM98 17H97V16ZM105 15V16H104ZM245 15V16H244ZM64 16V17H65ZM107 16V17H106ZM120 16H123V18L124 19H126V20H123L122 18H120ZM133 16V18H131ZM87 18V21H85L86 20V18ZM92 17V18H91ZM99 17H101V19L99 18ZM103 17L104 18H107V19H103ZM113 17V18H112ZM117 17H118V19H117ZM193 17V18H194ZM211 17V18H210ZM214 17H215V19H214ZM245 17V18H244ZM248 19H247V18ZM98 18V19H97ZM242 18H244V19H242ZM89 19H90V21H89ZM92 19V20H91ZM102 20L103 19V21L104 20H107L105 23H103L104 25H102V22L99 24V22H100V20ZM212 21H211V20ZM97 20V21H96ZM123 20V21H122ZM214 20L217 22V24H216V22L214 23ZM218 20V21H217ZM64 21H66V22H64ZM70 21V22H69ZM73 21V22H72ZM110 21V22H109ZM113 21V22H112ZM124 22L123 24H122V22ZM127 23H126V22ZM131 21H132V23H133V25H132V23H131ZM211 21V22H210ZM245 21H246V23H245ZM62 22V21H61ZM61 22H59V24L61 23ZM68 22H69V24H68ZM72 22V23H71ZM75 22V23H74ZM89 22H90V24H89ZM92 22V23H91ZM97 22V23H96ZM108 22V23H107ZM77 23V24H76ZM79 23V24H78ZM94 23V24H93ZM129 23V24H128ZM209 23V25L210 26H208L207 24ZM214 23V24H213ZM108 24V25H107ZM111 26H110V25ZM112 24H114V26L112 25ZM125 24V25H124ZM183 24V25H182ZM200 24V23H199ZM200 24V25H201ZM211 24H213L214 26H213V28H212V25ZM223 24V25H222ZM61 25V24H60ZM68 25V26H67ZM74 25V26H73ZM102 25V26H101ZM106 25V26H105ZM128 26V28H127V26ZM129 25H131V26H133V28L132 27H130ZM216 25H219V28H217L216 30H217V33H218V31H219V29H220V27H221V29H222V27H223V31L221 32V31H219V33H218V36L220 35V32H221V34H223V37H222V35H220V37H222V38H224L225 39V43H223V44H220V45H222L221 47H220V45H219V47H220V49L221 48H223V49H219V47L218 46H216L215 47V45L213 44V41L212 40H210L211 38H210V36L212 37V39H214L215 40V37H217V35L213 32L212 33V29H214V27L216 26ZM222 25V26H221ZM65 26H67V27H65ZM79 26V27H78ZM80 26H81V28L83 27V28H86V31H85V29H80V31H81V33H79L80 31H79V29L78 28H80ZM105 26V27H104ZM120 26V27H119ZM122 26V27H121ZM239 28H238V27ZM63 27V28H62ZM124 27V28H123ZM130 27V28H129ZM139 27H141V25H139ZM204 27V28H203ZM241 27V28H240ZM68 28V29H69ZM126 28V30L125 31H123V34L124 35H122L121 33H122V31L121 30H119V29H122V30H124ZM132 28V29H131ZM182 28H184L183 30H182ZM196 28V29H195ZM198 28V29H197ZM212 28V29H211ZM68 30L69 31V33H70V31L71 30ZM114 29V30H113ZM127 29H130L129 31H128V33L126 34V32H127ZM137 29H139V30H137ZM207 29V30H206ZM220 29V30H221ZM72 30V31H73ZM88 30H91V31H93L94 32V30H95V36H91V34L93 35L94 33L93 32H91V31H88ZM99 31L98 32V35H97V31ZM111 30H112V32H111ZM133 30V31H132ZM164 32H163V31ZM185 30H184V32H185ZM197 30H199V31H197ZM216 30L214 29V31L216 32ZM60 30H58L57 31V33H59V32H61ZM68 31H67V33H68ZM79 31V32H78ZM83 31H85V32H88V33H90L89 35H87V33L85 34V32H83ZM140 31H142L140 34H139V36H140V39H139V36H138V33L140 32ZM193 32L192 34L194 35V33L196 34V32ZM235 31V32H234ZM62 32H64V30L62 31ZM105 32H106V34H105ZM206 32V33H205ZM211 33L210 34V36H208L209 35V33ZM239 32V33H238ZM56 33V32H55ZM68 33V34H69ZM85 35H83V34ZM100 33V34H99ZM203 33H204V35H203ZM207 33H208V35H207ZM65 34H66V32H64V37H65V40L67 41V42H69L70 41V43H71V38H70V34H69V36L67 35V36H65ZM80 34V35H79ZM112 34V35H111ZM113 34H116V35H113ZM121 36H120V35ZM141 34H143V35H141ZM192 34H190V35H192ZM213 34H215L216 36L213 38ZM226 34H227V36L229 35V38L226 36ZM232 34L233 35H235L234 37H238V38H235V39H233L232 38V40H230L231 38H230V35L232 36ZM59 35H62V33L61 34H54V36L53 37H55V39L58 41V40H60V38H62L61 40L63 41L64 39H63V35L62 36H58ZM81 35H83V36H81ZM97 35V36H96ZM118 35H119V37H122V38H119L118 37ZM160 35H161V37H160ZM168 35V37L170 38L169 39V42H167L168 41V37H166ZM88 36H89V39H88ZM102 37V39L101 38H99V37ZM114 36V37H113ZM128 36H129V38H128ZM225 36V37H224ZM69 37V41L66 39V38H68ZM87 39H86V38ZM91 37H93V39H96V41H91ZM97 37V38H96ZM163 37V38H162ZM207 37H209L207 40H206V38ZM59 38V39H58ZM110 38V39H109ZM115 40H114V39ZM52 39H53V42H52ZM51 40H50V42H52L53 44H55L54 42L56 41L54 38H52ZM71 39V40H70ZM84 39H85V42H84ZM92 39V40H93ZM99 39H101V40H99ZM123 39V40H122ZM142 39V40H141ZM161 39V40H160ZM164 39V40H163ZM178 39V40H177ZM230 41H234V43L232 42V43H229L228 44V41L229 40ZM55 40V41H54ZM77 42V43H75V41ZM83 40V41H82ZM87 40V41H86ZM88 40H89V43H88ZM113 40H114V42H113ZM116 40H118L119 42H117ZM122 40V41H121ZM139 40H140V42H139ZM160 40V41H159ZM163 40V41H162ZM195 41V40H197L196 41V43H197V47H195V48H192L191 50H190V46H188V47H184L183 45H189L188 44V42L190 41ZM205 40V41H204ZM56 41V44H58V45H60V43H61V41L60 42H57ZM65 41V42H66ZM78 41H80V42H78ZM100 43H99V42ZM128 41H129V44H127L128 43ZM145 41V40H144ZM203 41H204V43H203ZM208 41V42H207ZM229 41V42H230ZM49 42V46H47V48H51V47H53L54 45L52 44L51 45V43ZM64 42V41H63ZM81 42H83V44L81 43ZM90 42H93V44H95V42H96V44H95V46L93 45L92 46V44L90 43ZM115 42H117L116 44H120V50H118V53H120V54H118L117 53V50H115L114 51V48H115ZM124 42H126L125 44H124ZM131 42H134L136 45H137V42L140 44V45H137V47L138 46H140L139 47V50H137L138 48H136L134 45V43L133 44H131V45H133L132 47V49H131V45H130V43ZM165 42V43H164ZM166 42H167V44H166ZM189 42V43H190ZM201 42H202V45H201ZM98 43V44H97ZM108 43V44H107ZM158 43V44H157ZM173 43H175V46H174V49L176 48L177 50H174V49H172L173 48V46H172V44ZM207 43H209V44H207ZM210 43H211V45H210ZM55 44V45H56ZM64 46H66V44L65 43H62ZM61 44V46H63ZM82 44V45H81ZM87 44H89V46H90V48H89V46L87 45ZM155 44H156V47L158 46V48H156L155 47ZM203 44H204V48H205V50H203L204 48H202L203 47ZM230 44H231V47H230ZM58 45H56L57 47H58ZM70 46V48H69V46ZM110 45V46H109ZM126 45H130L129 47L128 46H126ZM163 45V46H162ZM166 45V46H165ZM170 47H169V46ZM182 45V46H181ZM207 45V46H206ZM208 45H210V47L211 46H213V47H215V48H213V47H211V50L209 51L208 49H210L209 48V46ZM234 45H235V47H234ZM237 45H239V49H238V46ZM55 46V47H56ZM60 46V47H61ZM63 46V47H64ZM101 46V47H100ZM113 46V47H112ZM162 46V48H165V49H172L171 50V53L170 52H168V53H170L169 55L168 54H166L164 51V49H161L160 47ZM176 46H178V47H176ZM182 48V49H180V47ZM198 46H202L201 48L200 47H198ZM56 47V48H57ZM60 47H58L59 49H60ZM85 47H87V48H85ZM96 47V48H95ZM125 47V48H124ZM136 49H135V48ZM145 47V48H144ZM151 47H153L155 50L157 49V51L159 52L160 50L159 49H161L162 51H163V53H165V54H163L162 53V51L161 52H159L160 53V55L158 54V52L156 51V53L158 54H156V59L158 60H156L155 59V61H154V56H153V51L152 50H149V48H151ZM167 47V48H166ZM172 47V48H171ZM208 47V48H207ZM232 47H234V48H236V49H233ZM77 48H79V49H77ZM83 48V49H82ZM113 48V49H112ZM123 48V49H122ZM142 48L144 49V50H142ZM201 50H200V49ZM207 48V49H206ZM216 48H218V49H216ZM227 48V49H226ZM61 49H63V50H65L64 48H61ZM145 49H146V51H147V49H148V51L146 52L145 51ZM153 49V50H154ZM181 51H180V50ZM186 49H188L189 51H190V54L191 55H193V54H195V55H198V53L200 52V55H201V51H202V53H203V55H204V52H205V56L206 57H208L206 54H208V52H210L211 53V51H212V53H211V56H209V58L210 57H213V58H211V60L212 59H215V54L218 52H216V50H219V53H217V56H216V60H218V63L216 62V61H213L212 60V63L210 62L211 60L208 58V62H210L211 63V65H210V63H208L210 66H211V69H212V65L214 64V67H213V70L215 69V67H216V71H217V67H218V65H219V69H220V62H223L224 61V63L227 61V64H230L229 62H232V64H233V66L234 65H238L239 64V66H234V67H232L231 66V64H230V68L231 69H233L234 71H235V73L237 74V76H235V74H234V71L231 73V72H226V71H228V69H230V68H228V69H225V73H224V71H223V75L220 73H216L215 75H217L218 74V76L219 75H221L222 77H226V78H224V79H221V76H219L220 77V79L221 80H225V82L227 81V84L224 82V86H225V84L228 86V85H230V86H232L233 84H232V82H229V81H233V77L232 76H234V79L235 78H238L239 79V81L240 80H242V81H244V83L243 82H236L237 80L235 79L233 82H236V83H240L241 85L243 84L244 86H241L240 84V87H242V88H240L239 86H238V88H234L235 86L233 85V90L235 89L236 90V92H233L232 94H233V97H232V94H230L231 92V90L230 89H232V88H230L229 87V89L228 90H223L222 92L223 93H225V95L227 96V94L228 95H230L229 97L227 96V97H223V95L221 94H218V93H216L215 95H213V100L214 101H212V99H208V98H206L205 97V95H203L204 93H205V87L203 88L202 86L204 85L203 83H205V86L207 85L206 83H209L208 81H207V79L209 78V76L208 75H206V77H207V79H206V81H202L201 82V80H203L204 79V75H202L203 73L201 72V73H195L196 71L198 72V69L196 70L195 69V67H193L194 65H191L193 68H194V70H193V68L191 67V66H189V67H191V68H188V66H185V64L183 65V66H181V64H177L176 62L177 61H174V63L171 65L172 67L173 66H175V67H173V68H176V69H173V71H175V72H173L172 70V72L175 74V77H176V75H177V79H178V77L180 78V79H178L179 81H181V82H179V83H181V84H183V85H177V86H174V85H172V81L173 80H168L169 79V77L170 76H174V75H171V73H170V70L168 69V68H170V66L168 65V64H166V60H167V63H168V57L170 56V55H172V58L175 56V57H177V54L178 53H180V55H181V53L184 51V52H186ZM198 50L199 52H197V51H195L194 52V50ZM214 49H216V50H214ZM238 49V51H236ZM75 50H73V48H72V50L71 51H75ZM82 50H83V52H84V54H85V56H84V54H82ZM111 50H113V51H111ZM121 50H124L123 52H125L124 54H121L122 52H119V51H121ZM140 50H142V52L144 51V52H146V54H148V53H152V55H150V57L151 58H149V55H147V57H146V54H145V56H144V54L143 55H141V51ZM155 50H154V52H155ZM174 50V51H173ZM208 50V51H207ZM227 50H229V51H231V52H229V51H227ZM62 51V50H61ZM66 51H70V50H66ZM65 51V52H66ZM71 51H70V53H71ZM135 51H140V52H136L135 53ZM175 53H173V52ZM223 51V52H222ZM227 51V52H226ZM64 52V51H63ZM93 52V53H92ZM183 52V53H184ZM214 52H216L215 54H214V56H212V54L214 53ZM221 52V53H220ZM140 55H139V54ZM209 53V54H210ZM93 54V55H92ZM117 54V55H116ZM137 55V56H136ZM154 55H155V53H154ZM167 57V59H165V62H163L164 60H163V58L165 57V56ZM179 55V54H178ZM233 55V56H232ZM120 56V57H119ZM142 56H144V57H142ZM158 56H160V58H162V62L160 63L161 65H159V60H160V58L158 57ZM164 56V57H163ZM231 56V57H230ZM171 57V56H170ZM224 58V60H223V58H222V60L221 59H218V58ZM141 58V59H140ZM144 58V59H143ZM159 58V59H158ZM80 59V60H81ZM143 59V60H142ZM148 60V61H146V60ZM177 59V58H176ZM141 62H143V63H141ZM150 60H152V61H150ZM171 60V59H170ZM219 60H221L220 62H219ZM226 60V61H225ZM82 61V60H81ZM155 63H154V62ZM237 61V62H236ZM138 64H137V63ZM146 62V63H145ZM157 62V63H156ZM236 62V63H235ZM119 63V64H118ZM148 63V64H147ZM175 63H176V65H175ZM215 63H217V64H215ZM235 63V64H234ZM139 65L138 67H139V69L141 68V70H140V73L142 72V74H147V76H146V74L144 75L145 77H148V78H146L147 80H148V84L151 86V83H152V86L150 87V88H147V90L149 91V90H151L150 92H148L147 90V92L148 93H150V96H149V94L147 93H144V92H146L145 91V87L143 86V85H140V79H139V77L137 76V74L135 75L134 74V72H133V68L135 67V65ZM153 64V65H152ZM155 64V65H154ZM163 64H166V65H168V68H166L165 67V65H163ZM169 64H171L170 63V61H169ZM92 65V66H91ZM119 65H120V67H119ZM146 65V66H145ZM187 65H190V64H187ZM156 66H163L164 68H162V67H160L161 68V70L160 71H156ZM177 66H179V69H178V67ZM82 67V68H81ZM118 67V69H116V68ZM125 69L126 68V71L128 72V74H129V78H130V75H132V74H134L135 76H137V77H135V76H133V77H135V82H137L136 84H135V82L134 81H131L130 82V80H133L134 78L133 77H131V79H128L127 78V80H128V82H127V80H123V77L125 76V73H123L124 74V76L122 77V73H121V71H122V69L123 68ZM137 67V66H136ZM135 67V69L137 70V68ZM144 67H145V69H144ZM158 67V69H160ZM239 67V69L237 70V68ZM186 68H187V70H186ZM227 68V67H226ZM31 69V70H30ZM33 69V70H32ZM113 69H114V71H113ZM120 69H121V71H120ZM128 69V70H127ZM138 69V70H139ZM162 69H163V71H162ZM164 69H166V70H168V71H166V70H164ZM171 69V68H170ZM182 69V70H181ZM190 69H192L191 71H190ZM229 70V71H232V70ZM30 73H33V72H35L36 70L34 69V68H28L27 69ZM112 70V71H111ZM119 72H118V71ZM131 70H132V72L133 73H131ZM137 70V71H138ZM143 70V71H142ZM144 70H146V72L144 73ZM148 70V71H147ZM154 70H155V74H156V72H157V75H155V74H152V73H154ZM176 70H178V71H176ZM184 70V71H183ZM33 71V72H32ZM79 71V72H78ZM117 71V72H116ZM125 71V72H126ZM183 71V72H182ZM185 71H186V73H185ZM236 71H238V72H236ZM240 71V72H239ZM78 72V73H77ZM90 72H92V73H90ZM127 72H126V74H127ZM152 72V73H151ZM160 72H161V74H160ZM177 72V73H176ZM191 72V73H190ZM248 72V73H247ZM85 73V74H84ZM131 73V74H130ZM135 73H136V71H135ZM167 73H168V75H167ZM169 73H170V75H169ZM172 73V74H173ZM185 75H184V74ZM226 73H228V74H230L231 76L229 77V75L228 74H226ZM127 74V75H128ZM149 74H151V75H149ZM188 74V75H187ZM201 74V75H200ZM226 74V75H225ZM127 75H126V77H127ZM182 75V76H181ZM187 75V76H186ZM194 75V76H193ZM225 75V76H224ZM239 75V76H238ZM248 75V76H247ZM58 75H55L54 76V84L52 85V86H54V87H56V89L57 90H60L61 89V91H67L65 88H64V82L62 81V79L58 76ZM151 76V77H150ZM155 76V77H154ZM193 76V78H191ZM218 76H215V77H218ZM81 77V78H80ZM88 77V78H87ZM126 77H124V78H126ZM153 77V78H152ZM175 77H173V78H175ZM190 77V78H189ZM214 77V78H215ZM218 77V78H219ZM228 77L229 78H231V80L229 79V81H228ZM247 77H251L252 79H253V83H252V81H249L250 79H248ZM133 78V79H132ZM171 78V77H170ZM172 78V79H173ZM190 80H189V79ZM195 78H197L196 79V81H194V79ZM139 80V81H137V80ZM153 79V80H152ZM184 79V80H183ZM199 79V80H198ZM220 79H217L218 81H220ZM251 79V80H252ZM85 80V81H84ZM205 80V79H204ZM59 81V82H58ZM169 81H171V82H169ZM183 81V82H182ZM188 81V82H187ZM194 81V82H193ZM197 81H199V83L200 84H198V82ZM216 81V80H215ZM223 81H221V82H223ZM246 81V82H245ZM250 82V83H252L251 85L250 84H248L247 85V82ZM84 82V83H83ZM124 82H126L125 84H124ZM178 82V81H177ZM216 83V82H214V83H216L215 85H218L219 87H221V85H222V83ZM85 83L89 86H85ZM128 83V84H127ZM138 83H139V85H138ZM169 83V84H168ZM170 83H171V85H170ZM179 83H177V84H179ZM193 83V84H192ZM195 83V84H194ZM229 83H231V84H229ZM235 83V85L237 86V84ZM84 84V85H83ZM127 84V87L125 86ZM135 84V85H134ZM148 84H147V86H148ZM154 84V85H153ZM185 84V85H184ZM82 85H83V87H82ZM133 87H132V86ZM196 85V86H195ZM85 86V87H84ZM129 86V87H128ZM140 86H142V87H140ZM146 86V87H147ZM166 86H168V87H166ZM177 87L176 88V90L175 89H173V88H171V87ZM184 86V87H183ZM200 86L203 88V89H201L200 88ZM227 86H225V87H223V85H222V87L224 88V89H227L228 87ZM246 86H247V88H246ZM130 87H131V89H130ZM183 87V88H182ZM207 87V86H206ZM216 88H218L217 86H215ZM227 87V88H226ZM243 87H245L246 89L244 90V88ZM142 88V89H141ZM168 88V89H167ZM169 88H171V89H169ZM188 89V91H186L187 89ZM190 88V89H189ZM263 88V89H262ZM64 89V90H63ZM85 89V90H84ZM184 89V90H183ZM201 89V90H200ZM218 89H220V88H218ZM222 89V88H221ZM221 89L220 90H218V91H220L219 93H222L221 92ZM250 89H251V91H250ZM261 89V90H260ZM88 90H90V91H88ZM174 90V91H173ZM183 90V91H182ZM189 90H191V92L192 91H194V93L196 92L197 93V95H196V93L194 94V93H191L192 95H190V91ZM199 90V91H198ZM203 90V94H199V95H203L202 97H204L205 98V100L207 101H211V103H209L208 104V102H207V106L205 105V100H204V102L202 101V99H201V96H199L198 95V92L199 93H201V91ZM230 90V91H229ZM234 90V91H235ZM243 90V91H242ZM259 90L262 92L263 91V94L262 93H260L259 92ZM144 91V92H143ZM180 91V92H179ZM181 91H182V93H181ZM216 91H217V89H216ZM225 91H228V93L226 94V92ZM245 91V93L243 94V92ZM249 91V92H248ZM151 92H152V94H151ZM162 93V95H163V99H159V98H157V97H154V95L156 94V93ZM172 92V93H171ZM177 92V93H176ZM179 92V93H178ZM184 92H186V93H184ZM239 92H240V94H239ZM67 93H69L68 91H67ZM128 93V94H127ZM136 93V94H135ZM145 95H144V94ZM171 93V94H170ZM234 93H237V95L236 94H234ZM241 93H242V95H241ZM249 93V94H248ZM251 93V94H250ZM70 94V93H69ZM180 94V95H179ZM239 94V95H238ZM142 95V97H143V95H144V98H140V99H142L143 100V103L144 102H146V96H149V97H151V95L153 96V98L155 99V103L154 104H156L155 106V109H154V107L152 108L153 110H154V114H155V116H156V114H157V116L159 117H157L156 116V118H158V119H155V121H157V120H160V121H157L156 123H157V126L156 127H154V128H152L153 127V125H151V121H152V119L151 118H148L151 114L149 113V115L147 116V118H145L146 116H143L142 118H140V120L144 123V122H146V123H144V124H142V122L138 119L137 121L135 120V119H130V118H128L126 115V111H128L129 110V108H130V104H132V103H140L141 102V104H142V100H140L139 98H136L137 96H141ZM185 95V96H184ZM222 96L220 99H218V97L216 98V96ZM236 95V96H235ZM240 95L242 96V97H240ZM249 95H252V96H249ZM182 96V97H181ZM197 96V97H196ZM238 96V97H237ZM133 97H135V99H136V102H135V99L133 98ZM235 97H237L238 99H239V97H240V99H241V102H240V99L238 100V99H236ZM250 97V98H249ZM148 98V97H147ZM199 98V99H198ZM227 98V99H226ZM254 100V98L256 99V100H258V101H253L252 99ZM129 99H132V101L131 100H129ZM140 101H139V100ZM201 99V100H200ZM220 100V101H218V100ZM237 100V102H236V104H235V101ZM244 99V100H245ZM131 102L128 106H129V108L128 107H125V109H124V106H127V104L129 103V101ZM160 100V101H159ZM218 102H217V101ZM138 101V102H137ZM201 101L203 102V103H201ZM224 101V102H223ZM239 101V102H238ZM128 102V103H127ZM214 104H216V102H217V104H216V108H214V105H212L213 103ZM222 102V103H221ZM250 102V103H251ZM152 103V106H154V104ZM200 103H201V105L203 104L204 106H206L205 108H201L200 107ZM237 103H239V104H237ZM117 104V105H116ZM123 104V105H122ZM89 105H90V107H92V109H90V107H89ZM115 105V106H114ZM119 105H121V106H119ZM202 105V106H203ZM208 105H210V106H208ZM122 106H123V109H122ZM151 106V105H150ZM151 106V107H152ZM218 106V107H217ZM219 106H221V107H219ZM83 107V108H82ZM120 107H121V109H120ZM164 107V108H163ZM209 107H210V109H209ZM85 108V109H84ZM115 108H117V110H115ZM126 108H127V110H126ZM158 108V109H157ZM160 108V109H159ZM201 109V111H199L200 109ZM214 108V109H213ZM81 109H82V111H81ZM86 109L87 110H89V112H87L86 113ZM120 109V110H119ZM157 109V110H156ZM206 109H208V110H211V109H213V110H211V112H216L217 110L216 109H218L219 111H221V112H219L218 114H216V113H209L208 112V110H207V113H209V114H207L206 115ZM79 110V111H78ZM83 110H85V111H83ZM115 110V111H114ZM120 112H119V111ZM122 110H124V111H122ZM204 110H205V112H204ZM123 113H122V112ZM157 112V113H156ZM205 114H204V113ZM218 112V111H217ZM222 112H223V118H224V121L225 122H227L226 124H225V122H222L223 121V119H222V116H221V114H222ZM115 113H117V114H115ZM161 113V114H160ZM203 113V114H202ZM123 114V115H122ZM249 114V113H248ZM251 115H252V113H250ZM249 114V116H251ZM112 115V116H111ZM117 115H119V116H121V117H123V119H121L119 116H117ZM219 115L221 116L220 118H219ZM86 116V117H85ZM228 117V118H226L225 119V117ZM125 118V119H124ZM145 118V119H144ZM229 118H231L230 120H228ZM129 121H127V120ZM149 119H151V121L149 120ZM178 119V120H177ZM235 119V118H234ZM124 120V121H123ZM147 120H148V122H147ZM122 121V122H121ZM135 122L134 123V127H132V125H130V124H133L132 122ZM140 121V122H139ZM234 122L233 123V126H231L232 124L230 123V122ZM51 122H53V121H50V123L48 124V123H45L44 125H42L43 127V132L45 133V134H47L48 136H53V137H57V138H59L60 140L62 139L63 140V142L65 143V142H68L69 140H71L72 138H71V136H72V132H73V130H76L75 128H73V127H70V125H68V124H63V123H60V122H53V123H51ZM89 122V123H88ZM228 122L231 124H228ZM113 123V124H112ZM116 123V124H115ZM122 123V124H121ZM136 123H141L140 124V126H139V124H136ZM221 123V124H220ZM128 124V125H127ZM135 124H136V126H135ZM150 124V126H148ZM210 124V125H209ZM223 124V125H222ZM229 126H228V125ZM224 125H225V128H226V125H227V128H231V129H233V127H234V130H233V132H230L229 130H227V129H225L224 128ZM246 125V124H245ZM139 126V127H138ZM145 126H147L146 128H145ZM155 126V125H154ZM143 127V129H146L147 130V128L148 127H150V128H148V130L147 131H143V130H141L140 128H142ZM220 127H221V129H220ZM88 128V129H87ZM115 128V129H114ZM116 128H117V130H116ZM126 128V129H125ZM128 128V129H127ZM129 128L130 129H132V131L131 130H129ZM138 128H139V131H138ZM111 129H113V130H111ZM135 129H137V130H135ZM225 129V131H223V130ZM255 129V128H254ZM83 130V131H82ZM111 130V131H110ZM114 130H115V132H114ZM128 130H129V132H133V130L134 131H136V133L135 134H137L138 132V135H140L141 134V136H140V138H141V142L142 143H144V145L145 146H143V147H138L139 146V144H138V146H137V144L136 143H134V142H132L131 140V135H130V133H128ZM152 132V134L153 133H156V134H158V137H157V135L156 134H154V136L152 135L151 137H154V138H152L151 139V144L149 145V144H147L146 145V141H148L147 139L149 138L150 139V137H148V136H150V134H151V132ZM221 130H222V132H221ZM228 131V133H227V131ZM249 132H248V131ZM251 130V131H250ZM72 131V132H71ZM140 131H142L141 133H140ZM155 131V132H154ZM237 131V132H236ZM245 131H247V132H245ZM113 132V133H112ZM147 132V133H146ZM148 132H150V134H148ZM221 133V135H220V133ZM224 133H226L225 135H224ZM248 133V134H247ZM146 135V136H143V135ZM228 134V135H227ZM148 135V136H147ZM226 137V135H227V137L225 138V139H230L231 138V141L230 140H225L223 137L224 136ZM219 136H222V139H221V137H219ZM238 138H237V137ZM131 137V138H130ZM156 137V138H155ZM167 137V138H166ZM201 137V138H200ZM234 137V138H233ZM145 138H147V139H145ZM162 138V139H161ZM221 139V142H222V140L224 139L225 140V142H224V140H223V143H224V145L225 144H227V143H229V144H227V145H229L228 147L229 148H226V149H222V147L220 146V143H219V139ZM235 139V140H233V139ZM240 138V139H241ZM155 139H158V140H155ZM61 140V141H62ZM86 140H88V141H86ZM143 140H144V142H143ZM154 140V141H153ZM165 140V141H164ZM219 140V141H218ZM218 141V142H217ZM226 141H227V143H226ZM230 141V142H229ZM89 143L90 145H92V146H88L87 145V143ZM148 142H150V140L148 141ZM147 142V143H148ZM140 143V142H139ZM142 143H140V146H142L143 144ZM166 143V144H165ZM214 143V144H213ZM223 143H221V145L223 144ZM230 143L233 145H230ZM84 144H86V145H84ZM142 144V145H141ZM132 145V146H131ZM226 145V146H227ZM236 145V146H235ZM86 146H88L87 147V150L89 151V152H87L86 151V149H85V147ZM148 146V147H147ZM161 146H163L162 148H166V147H168L169 148V150H168V148H166L165 150L163 149V150H161L162 148H160ZM217 148V149H219L218 151H217V149L215 148V147ZM219 146V147H218ZM226 146H224V147H226ZM233 147V149H232V147ZM145 147H146V149H145ZM147 148H149V149H147ZM160 148V150H156V149H159ZM214 148V149H213ZM231 148V149H230ZM237 148V149H236ZM127 149H129V150H127ZM154 149V150H153ZM208 149L210 150L211 149V151H213V152H211V151H209L208 152ZM228 149V150H227ZM229 149H230V151H229ZM236 149V150H235ZM99 150V151H98ZM134 150V151H133ZM144 150V151H143ZM153 150V151H152ZM216 150V153L214 154V151ZM225 150H227V151H225ZM239 150H240V153L242 154H240L239 153ZM101 151V153H103V155L102 154H100L99 152ZM103 151H105V152H103ZM136 151V152H135ZM154 151H156V152H154ZM158 151V152H157ZM160 151V152H159ZM163 151V152H162ZM165 151V152H164ZM169 151V154H168V157H167V155H166V158H165V156H164V153H166V152H168ZM235 151V152H234ZM237 151H238V153H237ZM60 151H59V148L57 149V148H54L52 151H51V154H53V158H54V161H56V163L57 162H59V161H57L58 159L61 161L62 159H63V157H62V155H61V153H59ZM107 152V153H106ZM161 152L163 153L162 155H161ZM170 152H171V154H170ZM174 152V153H173ZM217 152H218V154H219V156L217 155ZM222 152V153H221ZM82 153V154H81ZM179 154V155H181V156H183V158L185 157L186 158V160H187V158H188V160L187 161H185V158L183 159V158H181L180 160H178V161H173L172 162V157L170 156V155H172V154ZM224 153V154H223ZM228 153V154H227ZM32 152H30V151H24L23 152V155H25V156H27V157H29V158H33V159H36L37 157L33 154ZM144 154H146V153H144ZM151 154V155H150ZM167 154V153H166ZM209 154H211V155H209ZM61 155V156H60ZM82 155L85 157V159H84V157L82 158ZM102 157H101V156ZM93 156V155H92ZM161 156H162V159H161ZM164 156V157H163ZM210 156V157H209ZM221 156H222V158H221ZM191 157H192V159L194 160V159H196L195 160V162H193L192 161V159H191ZM62 158V159H61ZM223 158H227V159H225V161H221V159H223ZM242 158V159H241ZM38 159V158H37ZM56 159V160H55ZM84 159V160H83ZM92 159H93V157L90 159L91 161H92ZM172 159V160H171ZM183 159V160H182ZM211 159V160H210ZM112 160H114V161H112ZM167 160V161H166ZM189 160H191V162H189ZM88 161H86V164L87 165H89L87 162ZM90 161V162H91ZM122 161V162H121ZM136 160L134 159V160H129V163L132 165V164H134V162H135ZM179 161H181V162H179ZM202 161V162H201ZM89 162V163H90ZM111 162H114V163H111ZM175 162V163H174ZM179 164H178V163ZM186 162H188L187 164H186ZM199 162V163H198ZM233 162V163H232ZM85 163V162H84ZM173 163V164H172ZM176 163L178 164L177 166H176ZM181 163V164H180ZM113 164V165H112ZM172 164V165H171ZM175 164V165H174ZM233 164V165H232ZM111 165V166H110ZM203 165V166H202ZM208 165V166H207ZM114 166V167H113ZM216 166V165H215ZM66 168V171H64V172H62V173H64V174H62V173H60V174H56V175H54L53 176V174H52V178L54 179L55 178V180H52L51 181V183H52V188H53V190H55L56 188L58 189V185H60V183L61 182H63L64 180V182H67V183H69V184H72V182H73V180H75L74 179V177H73V175H69V173H70V170H72V168L70 167V166H65ZM70 167V168H69ZM172 167V168H171ZM177 167V168H178ZM199 167H200V165H199ZM217 167V166H216ZM215 167V168H216ZM106 168H105V170H106ZM114 168V169H113ZM135 168H137V170H140L138 167H135ZM171 168V169H170ZM201 168H199L200 170L199 171H201L202 169ZM113 169V170H112ZM228 169H230V170H228ZM69 171V173H68V171ZM92 169H90L89 168V172L91 171ZM103 170H104V166H103ZM104 170V171H105ZM109 170H106L107 171V173H105L106 175V177H108V175H109ZM115 170V171H114ZM215 170V171H216ZM105 171V172H106ZM228 173H226V172ZM44 172V173H43ZM41 171L40 173L41 174H46V176H47V174L49 173V172H47V171ZM45 172H47V173H45ZM94 172V171H93ZM109 172V173H108ZM113 172V173H112ZM114 172H116L115 174H114ZM91 174H93L92 172H90ZM201 173V175H199ZM223 173V174H222ZM95 174V173H94ZM110 174V176L111 177H108L107 179H111V181H113V182H115V180L116 179H114V180H112L113 178H112V175ZM116 174H118V175H116ZM222 174V175H221ZM225 174H227V176L225 175ZM57 175H60V177L62 176V178H59V181H58V177L59 176H57ZM116 175V176H115ZM120 175H121V177H122V173H120ZM203 175V176H202ZM226 176V177H225ZM49 177L51 178V174L49 175ZM73 177V178H72ZM62 179V180H61ZM64 179V180H63ZM198 179H199V177H198ZM122 180H123V178H122ZM122 180H120L119 179V181L121 182ZM44 181V180H43ZM42 181V182H43ZM76 181V180H75ZM74 181V182H75ZM108 181H110V180H108ZM101 182V181H96V182H94V181H91V182H93L92 183V185L95 187V189L96 190H98L104 197H108L109 199L111 198V199H113V203L115 204V202H117V200H115L114 199V195L117 193V191H119L118 193H122L123 194V192H125L124 194L126 195V194H129V195H142L143 196V194L145 193V190L142 188V189H140V188H138V189H134V188H132V189H134L135 191L133 192V190L130 188L131 186H127V187H125L124 188V186H126V184H119V185H117V186H119V188H115V187H113V185L110 183V182ZM119 181H117L116 180V182L118 183ZM57 182V183H56ZM73 182V183H74ZM91 182H89L90 184H88L89 186L91 185ZM199 182V181H198ZM48 184L49 183V180L46 182V181H44L42 184H43V186H46L45 184ZM122 183V182H121ZM54 185H56V186H54ZM91 185V186H92ZM124 185V186H123ZM216 185V184H215ZM231 185V184H230ZM93 188V187H92ZM122 188V189H121ZM206 188V189H205ZM226 188V189H225ZM56 189V190H57ZM131 189V190H130ZM231 189H233V190H231ZM117 190V191H116ZM123 190V191H122ZM144 190V191H143ZM239 190V191H238ZM236 191V192H235ZM144 192V193H143ZM241 194H239V193ZM76 193H77V191H76ZM80 193V191L78 190V193L77 194H79ZM114 193V194H113ZM134 193V194H133ZM143 193V194H142ZM111 196V197H110ZM143 198V197H142ZM167 199H168V201H170V202H174V196H172V198L169 196V197H166ZM169 198H171L170 200H169ZM110 199V203L112 202V200ZM145 200V199H144ZM143 199H142V204L140 205H138V203L137 204H135L136 205V207H135V205H134V209L132 208L129 212H127L126 214H122V217H124V218H126V220L128 221V223H135V225H140L141 227H143V229L145 228V231L146 232H148V234H147V236H148V238L146 239V238H144V237H146V235L144 236L143 235V237H141L142 239H145L146 241H148L149 243H155L154 242V240L155 239H161L162 241L163 240H165V241H163V242H165V244L170 248H166L165 250L166 251H164L165 252V254H164V256L165 257H163V258H167L168 256V260L166 261L165 259H164V263H163V258L161 257H159V256H157V257H159V258H157L156 257V255L158 254H155V252H153L151 249H149V253H151L150 255H155L154 257H156L155 259H154V263H156V264H158L159 263V261L161 262V263H163V264H165V263H167V264H169V263H171V261H176V262H178V263H182V260H184L185 259V257L187 258L188 257V254L189 255H191L190 257H192V255L194 254V256L192 257V259H190L189 260V263L190 264H210L211 262H207L208 261V259H207V257H208V255L206 256V253H204V252H206L207 251V254H208V251H209V248H205V247H209V245L211 244V236H210V233L212 234H214V232L215 231H219L218 230V228L216 227V226H214L213 224L211 225V229H209L210 231H208L207 233H206V231H204L203 233H200V235L201 236H199V237H201V238H198V239H196V237H198V236H194V238L196 239V240H191V241H194L193 243L195 244H189V243H191V242H189L188 243V248L187 249H185V247H187V245L185 246V245H183L184 243H183V240H181V242H180V236L179 235H181L182 234V232H183V224L184 223H182L181 225L179 224V228H176V225H175V223L178 225V220H180V219H178V220H174V221H176L174 224L172 223L173 222V220H170V222H171V225H169V223H168V229L169 230H171V232L167 229V231L165 230V232H163L161 235H165V236H162L161 237V235L159 236V234H154L155 233V229L156 228H154V227H156V225H153L152 223H150V222H152V221H150L149 219H148V213H149V215H150V213L151 212H153V213H156V212H159V211H161L162 210V208L163 207H160V205H159V207L158 206H156V207H154L153 205L154 204H156V203H154L153 205H152V202H148V201H144ZM176 201V200H175ZM147 202V204H149V208L148 209H146L148 206H147V204L146 205H144L145 203ZM112 203V204H113ZM144 203V204H143ZM151 204V205H150ZM158 204H159V202H158ZM157 205V204H156ZM7 206V205H6ZM137 206H139L138 208H137ZM143 206V207H142ZM147 206V207H146ZM153 207V208H152ZM136 208V209H135ZM142 208H143V210H142ZM153 210H151V209ZM146 209V210H145ZM158 209H160V210H158ZM263 209V210H262ZM150 210H151V212H150ZM142 211H146L145 213L144 212H142ZM152 214V213H151ZM20 215V214H19ZM19 215H17V216H19ZM147 215V217H145ZM117 216H119V214H117ZM144 218H145V221H143L144 220ZM183 217H182V221H183ZM149 222H148V221ZM180 220V221H181ZM141 222V223H140ZM145 222H147V223H145ZM178 222V223H177ZM184 222V221H183ZM237 223H238V221H236ZM137 223V224H136ZM139 223V224H138ZM154 223V222H153ZM237 223H236V225H235V223H234V228H236V231H238V232H241V230H239V229H242L240 226H239V224H238V226H237ZM146 226H145V225ZM173 225H175V226H173ZM170 226H173V227H175L176 229H178L179 230V232L181 233H179V232H176L177 230L175 229V228H172L171 229V227ZM214 226V227H213ZM237 226V227H236ZM107 227L108 226H106V228H104V232H105V230H107ZM181 227V228H180ZM216 227V228H215ZM238 227H240V228H238ZM63 229L61 230V235L62 236H64V237H66V241L68 240V236H70L71 234H73L74 232H75V229H76V226H75V222H71V223H68V224H66L65 226H63L62 227ZM109 228V227H108ZM147 228H148V230H147ZM153 229V230H152ZM176 230V231H174V230ZM214 229V230H213ZM110 230L111 229H108L104 234H102V236L100 235V236H98L99 238H97L98 240L97 241H95L96 239L94 238V239H90L91 241V243L88 241H86V240H84V243H88V244H86L87 245V247L91 250L89 253L91 254V256H89V254L88 255H86L85 256V258H83L82 256V259L83 260H81V257H80V260H81V262L83 263V262H86V263H84V264H108L109 262H110V260L113 262V264H116L117 262V264H121L122 263V261L120 260V257L117 255L116 256V253H115V251L117 252V254L119 253V255L121 256V255H123V254H125L124 252H123V250H122V252H121V250H117V249H115L114 248V246H112V243H111V245H110V242H112L111 241V239L113 240V232L112 233H110ZM150 230V231H149ZM181 230H182V232H181ZM203 230V229H202ZM205 230V229H204ZM112 231V230H111ZM153 231V232H152ZM169 231V232H168ZM242 231H243V229H242ZM259 231H260V235H262V236H264V233H263V231H262V229H260L259 228ZM176 232V233H175ZM200 232H202V231H200ZM197 233H199V231L197 232ZM205 233V234H204ZM216 233V232H215ZM47 236L49 235V233L48 232H46L45 233ZM107 234H109V235H107ZM110 234H112V235H110ZM178 234V235H177ZM207 234H209V235H207ZM104 235H106V236H104ZM152 235V236H151ZM155 235V236H154ZM199 235V234H198ZM207 235V238H205V236ZM104 236V237H103ZM136 235H132V238L130 237V238H128L127 240L125 239L124 241H123V244L125 245V244H127V245H125V247H127V248H129V246H130V244H129V242H133L134 241V239L135 240H140L141 238H140V236H136V238H134ZM158 236V237H157ZM169 236V237H168ZM112 237V238H111ZM138 237H139V239H138ZM170 237H171V239H170ZM109 238H110V241H109ZM134 238V239H133ZM150 238H154V240L153 239H150ZM169 238V243L167 242L166 243V241H167V239ZM173 238V239H172ZM177 240H176V239ZM193 238V239H194ZM203 238V239H202ZM205 238V239H204ZM149 239V240H148ZM200 239V240H199ZM210 239V240H209ZM107 240L109 241L108 243V246H107ZM172 240H174V241H172ZM208 240V241H207ZM93 241V242H92ZM103 241V243H101ZM71 243V241H68V243ZM97 242V243H96ZM104 242L106 243V244H104ZM96 245L97 247H101L100 245L101 244H104V245H106L105 247H107L109 250H107V248H105L104 247V245H102L104 248H98V249H96L95 250V246L93 245ZM96 243V244H95ZM101 243V244H100ZM174 243V244H176L175 246H174V244H173V246H172V244ZM178 243V244H177ZM182 243V244H181ZM206 244L205 245V247L203 246L204 244ZM98 244V245H97ZM100 244V245H99ZM169 244H171V245H169ZM179 244H181V245H179ZM199 244V245H198ZM52 245V244H51ZM91 245V246H90ZM193 245H194V247H193ZM133 246V243L131 244V246H130V248ZM181 246V247H180ZM183 246V247H182ZM190 246V247H189ZM96 247V248H97ZM176 247H177V250H176ZM199 247H201V248H199ZM112 248H114V250L112 249ZM178 248H180L179 250H178ZM183 248H184V250H183ZM104 249H105V252H104ZM203 249V250H202ZM208 249V250H207ZM97 250H99V252L101 251V253H99ZM107 250V251H106ZM112 250V252L111 253H113V254H110L109 252ZM154 250V249H153ZM173 251L174 253H176L177 254V258H176V254H173V255H170V251ZM189 252H188V251ZM193 252V253H190L191 251ZM202 250V252H203V254L206 256V258H205V256H201L199 253H201L202 254V252H199V251H201ZM94 251V252H93ZM120 251V252H119ZM180 251V252H179ZM195 251V252H194ZM92 252V253H91ZM97 252V253H96ZM108 252V253H107ZM180 254H179V253ZM183 252V253H182ZM185 252V253H184ZM186 252L188 253L187 255H186ZM196 252H199V253H196ZM93 253H96L95 255L93 254ZM98 253H99V255H98ZM105 253H107L106 255L108 256H106L105 255ZM121 253V254H120ZM154 253V254H153ZM92 254H93V256H92ZM115 254V255H114ZM166 254H168L167 255V257H166ZM182 254V255H181ZM183 254H185L184 255V257H183ZM195 254H196V256H198V257H196L195 256ZM199 254V255H198ZM103 255V256H102ZM175 255V256H174ZM181 255V256H180ZM95 256V257H94ZM98 256V257H97ZM102 256V257H101ZM114 257V259H113V257ZM173 256H174V258H173ZM182 257V258H178V257ZM90 257V258H89ZM98 259H97V258ZM101 257V258H100ZM104 257H106L105 259H104ZM112 257V258H111ZM135 257H139V255L138 254H135ZM170 257H172V258H170ZM203 257H204V259H203ZM107 258H108V260H109V262H108V260H107ZM116 258H118L117 260H120V261H117L116 260ZM194 258V259H193ZM197 258H199V259H197ZM200 258H201V260H200ZM92 260V262L93 263H91V260ZM97 259V260H96ZM101 259V260H100ZM132 259V258H131ZM160 259V260H159ZM162 259V260H161ZM170 259H172V260H170ZM175 259V260H174ZM85 260H87V261H85ZM90 260V261H89ZM156 260H158L157 262H156ZM179 260V261H178ZM181 260V261H180ZM186 260V259H185ZM184 260V261H185ZM193 260V261H192ZM88 261H89V263H88ZM101 261V263H99V262ZM104 261V262H103ZM131 261V260H130ZM188 261V260H187ZM186 261V262H187ZM190 261H192V262H190ZM203 261H204V263H203ZM206 261V262H205ZM106 262V263H105ZM111 262V263H112ZM186 262H184V263H186ZM195 262V263H194ZM81 263V264H82ZM123 263H125L126 264V258L124 259V261H123ZM188 263V264H189ZM187 264V263H186Z\"/></svg>",
	"mask_w": 264,
	"mask_h": 264
}]
</instances>
